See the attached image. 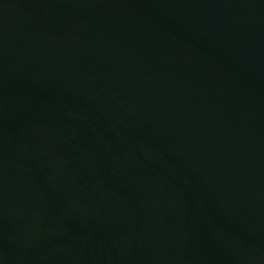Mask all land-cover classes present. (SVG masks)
<instances>
[{"label": "water", "instance_id": "1", "mask_svg": "<svg viewBox=\"0 0 264 264\" xmlns=\"http://www.w3.org/2000/svg\"><path fill=\"white\" fill-rule=\"evenodd\" d=\"M0 264H264V0H0Z\"/></svg>", "mask_w": 264, "mask_h": 264}]
</instances>
